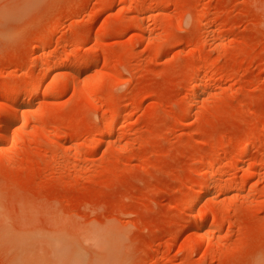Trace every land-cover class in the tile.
I'll list each match as a JSON object with an SVG mask.
<instances>
[{"label": "rangeland", "instance_id": "rangeland-1", "mask_svg": "<svg viewBox=\"0 0 264 264\" xmlns=\"http://www.w3.org/2000/svg\"><path fill=\"white\" fill-rule=\"evenodd\" d=\"M10 102L0 264H264V0H0Z\"/></svg>", "mask_w": 264, "mask_h": 264}, {"label": "bare ground", "instance_id": "bare-ground-1", "mask_svg": "<svg viewBox=\"0 0 264 264\" xmlns=\"http://www.w3.org/2000/svg\"><path fill=\"white\" fill-rule=\"evenodd\" d=\"M43 49L41 48L40 49V53H42ZM54 59H57V57H54ZM86 59V58H85ZM89 63V59H86L84 60V65L88 64ZM72 77V76H71ZM75 78V77H74ZM76 79V78H75ZM73 80V79H72ZM74 81V80H73ZM75 82V81H74ZM77 82V81H76ZM83 86V85H82ZM48 87V86H47ZM82 88V87H80ZM48 89V88H47ZM77 89V88H76ZM78 90V89H77ZM49 91V90H48ZM82 91V90H81ZM79 91V92H81ZM24 92V91H23ZM12 103L10 102V104H3L1 105L2 107V110L4 112V119H3V123H2V126H1V129L0 131H2L0 134V139L4 140V139H8V130L13 126V125H16V123L18 122V116H17V109L14 108L13 105H11ZM16 109V110H15ZM197 223V222H196ZM199 225V224H198Z\"/></svg>", "mask_w": 264, "mask_h": 264}]
</instances>
